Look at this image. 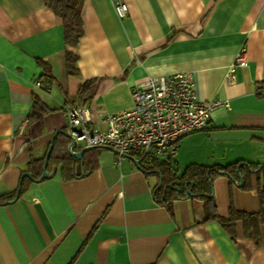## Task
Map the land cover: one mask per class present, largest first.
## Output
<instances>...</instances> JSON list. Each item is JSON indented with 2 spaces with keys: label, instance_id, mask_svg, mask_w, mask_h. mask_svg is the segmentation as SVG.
<instances>
[{
  "label": "crops",
  "instance_id": "1",
  "mask_svg": "<svg viewBox=\"0 0 264 264\" xmlns=\"http://www.w3.org/2000/svg\"><path fill=\"white\" fill-rule=\"evenodd\" d=\"M81 1L84 37L69 49L78 57V75L70 77L54 12L43 0H0V197L17 193L30 164L45 165L52 145L56 158L62 142L69 150L67 108L88 109L98 126L103 115L133 110L134 89L149 79L183 74L192 76L199 101L222 106L205 131L157 161L179 175L192 166L264 167V0ZM118 3L128 8L123 20ZM242 49L248 67L237 69L229 87L228 69ZM49 78L46 90L41 80ZM91 82L94 95L80 97ZM36 101L48 113L30 125ZM181 154L185 168H179ZM86 160L72 170L80 176L73 181L49 163L52 179H26L28 192L0 205V264H264V227L257 245L242 223L228 229L205 223L200 198L178 199L173 192L167 203L171 191L155 195L161 177L130 160L117 168V155L105 150ZM241 178L243 188L225 177L213 182L211 198L223 219L232 206L260 212L264 174L252 176L249 191Z\"/></svg>",
  "mask_w": 264,
  "mask_h": 264
},
{
  "label": "built area",
  "instance_id": "2",
  "mask_svg": "<svg viewBox=\"0 0 264 264\" xmlns=\"http://www.w3.org/2000/svg\"><path fill=\"white\" fill-rule=\"evenodd\" d=\"M116 14L123 20L128 8L115 5ZM248 67L247 53L242 49L228 69L225 81L236 83L237 69ZM41 89V83H36ZM134 108L115 115H103L104 130L91 123L88 109L67 108L68 132L72 154L84 150H105L117 155L116 167L126 160L152 163L159 160L182 139L205 131L219 102L207 103L197 99L191 75L151 78L133 91Z\"/></svg>",
  "mask_w": 264,
  "mask_h": 264
},
{
  "label": "trees",
  "instance_id": "3",
  "mask_svg": "<svg viewBox=\"0 0 264 264\" xmlns=\"http://www.w3.org/2000/svg\"><path fill=\"white\" fill-rule=\"evenodd\" d=\"M45 6L54 12V14L62 21L63 25V35H64V45L66 47V69L67 74L70 77H76L78 71L76 66L78 63V57L74 54L69 53V49H77L80 41L84 37L83 21L81 16L82 1L81 0H43ZM47 78V77H46ZM43 80V81H42ZM41 82L44 89H48L49 84L52 83L51 78L48 81L42 79ZM46 84V85H44ZM96 89L95 83H87L82 87L80 92V97L85 94L94 95ZM90 95V97L92 96ZM91 99V98H90ZM47 108L44 104H40L38 101L35 103V110L32 115L28 118V124L33 125L43 118L42 114H47ZM65 136V135H63ZM66 137V136H65ZM67 139V138H66ZM66 142L68 145L71 144V141L67 139ZM59 145V144H58ZM62 146L56 149L59 150L58 153L62 155L56 158L55 153L51 156L50 163H54L57 168L62 166V173L64 180L73 181L80 179V176L76 174L72 175V170L75 173L77 165L80 167H85L87 164L86 159H90L92 162L95 159V155L99 150H91L85 155L83 160L73 159L68 152H66V143L62 142ZM68 150V148H67ZM56 158V159H55ZM55 161V162H54ZM53 164V165H54ZM149 165V164H148ZM148 170H153L151 172L159 173L161 179L163 180V190L168 186L176 187L180 184V190L182 194L180 195L181 199L185 198L187 192L192 193L193 197L191 198H200L204 202V208L206 212L205 223L217 222L223 228L228 229L229 227L236 226L239 223H242L245 230L246 238L254 241L257 245H260V235L261 229L264 227V182L259 187L258 196L260 202V212L257 214H246L238 212L233 206L230 209L229 219H223L218 214V209L212 196V186L213 182L219 177L228 178L232 183L237 184L240 182L241 176L244 181H247L245 190H251L252 187L249 185L248 181L252 178L254 174L262 175L264 174V167L260 165L247 164L244 162H239L227 167L215 166L212 168L192 166L187 169L183 175H179L178 171L172 164L164 163L161 164L159 161H154L153 165ZM29 173L34 177V179L39 180L43 174L44 163H35L34 161L30 164ZM54 170V169H53ZM95 169H92V171ZM258 172V173H256ZM31 182L25 180L22 183L21 196L25 195ZM169 192V191H168ZM175 191H171L167 196V203L170 201L171 197L174 195ZM176 193V192H175ZM16 194L7 195L0 197V205H8L16 200Z\"/></svg>",
  "mask_w": 264,
  "mask_h": 264
},
{
  "label": "water",
  "instance_id": "4",
  "mask_svg": "<svg viewBox=\"0 0 264 264\" xmlns=\"http://www.w3.org/2000/svg\"><path fill=\"white\" fill-rule=\"evenodd\" d=\"M53 148H54V145L51 146V148H50V150H49V152H48V154H47V157H46V160H45L44 169H43V174H42V177H41L38 181H35V180L32 178V175H29V174L24 175V177L22 178V182H21V184H20L19 190H18V192H17L15 202H16V201H19V199L21 198L22 183H23L26 179H29V180H31V181H33V182H35V183H39V184H41V183H43V182H45V181H47V180L52 179V176H50L49 173H48V168H49L50 157H51V154H52ZM68 151H69L70 156H71L73 159H75V160H83L84 156H85L87 153H89L91 150H84V151H82V152L79 153V154H72L71 151H70V147H69V150H68ZM130 161H132V162L136 165V167H137L139 170L143 171L144 173L152 174V175L154 174V175L160 176L159 173H156V174H155L154 172H151V171H148V170H144V169L142 168V166H141L142 163H143V161H135V160H133V159H130ZM150 165H153V162L150 163ZM241 179H242V178H241ZM236 185H237V184H236ZM237 186H238L239 188H243L244 184L241 183L240 185H237ZM162 187H163V180L161 179V183H160L158 189L156 190L155 195H156V194L162 189ZM164 191H165V195L168 193V191H175V192L177 193V195H178V199L180 198V195L182 194V191L180 190V184H178L176 187H174V186H168V187L165 188ZM189 197H193V195H192V193L187 192V194H186V196H185V199H188ZM162 202H164V200H163Z\"/></svg>",
  "mask_w": 264,
  "mask_h": 264
},
{
  "label": "rangeland",
  "instance_id": "5",
  "mask_svg": "<svg viewBox=\"0 0 264 264\" xmlns=\"http://www.w3.org/2000/svg\"><path fill=\"white\" fill-rule=\"evenodd\" d=\"M71 141V140H70ZM182 156H183V154H181V157H180V161H181V164L179 165V168L181 167V168H185V166H186V164L184 163V161L182 160ZM179 161V162H180ZM178 162V161H177ZM185 164V165H184ZM184 170V169H183Z\"/></svg>",
  "mask_w": 264,
  "mask_h": 264
}]
</instances>
